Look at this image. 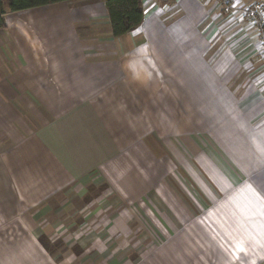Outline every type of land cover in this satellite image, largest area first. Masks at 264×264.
<instances>
[{
  "label": "crops",
  "instance_id": "1",
  "mask_svg": "<svg viewBox=\"0 0 264 264\" xmlns=\"http://www.w3.org/2000/svg\"><path fill=\"white\" fill-rule=\"evenodd\" d=\"M176 5L161 17V1L144 0L143 23L121 37L113 35L106 0L7 10L0 30V208L30 224L32 245L19 252L33 257L13 264H206L193 247L149 261L143 240L151 230L176 236L183 215L167 198L166 79L182 89V79L201 75L182 70L180 61L208 67L197 54L213 51L196 33L206 19L202 2L166 6ZM220 25L213 24L212 37ZM237 26L238 40L255 41L249 22ZM263 111L262 103L247 124ZM247 132L264 159V122ZM201 149L198 166L221 167ZM214 169L208 177L220 189Z\"/></svg>",
  "mask_w": 264,
  "mask_h": 264
},
{
  "label": "rangeland",
  "instance_id": "2",
  "mask_svg": "<svg viewBox=\"0 0 264 264\" xmlns=\"http://www.w3.org/2000/svg\"><path fill=\"white\" fill-rule=\"evenodd\" d=\"M160 1L161 17L171 16L179 7L167 8L171 0ZM200 2L206 7V19L196 33L213 51L199 52L197 58H207L208 67L198 60L197 67L190 69L180 61L182 70L201 76L182 79V89L168 79L165 83L167 96L172 98L165 105L166 124L162 126L166 167L171 170L166 190L167 198L175 200L183 213L177 221L181 227L176 236L163 237L151 230L143 239L146 256L157 261L163 251L172 256L175 248L193 247L199 263L264 264V163H260L264 159L258 157L262 148L252 139V132H247L264 122V111L253 117L250 125L246 122L264 105V42L251 14L264 6V0ZM241 19L250 23L255 41L237 39ZM213 24L221 25L218 35L212 37ZM228 32L229 39L225 36ZM244 42L249 45L246 50L252 52L243 51ZM226 72H230L229 78L223 76ZM201 147L215 156L231 180L215 164H196L203 157ZM213 167L221 177L220 189L208 177ZM12 218L0 208V264L33 260L19 252L32 245L30 224ZM183 254L177 255L185 258Z\"/></svg>",
  "mask_w": 264,
  "mask_h": 264
},
{
  "label": "trees",
  "instance_id": "3",
  "mask_svg": "<svg viewBox=\"0 0 264 264\" xmlns=\"http://www.w3.org/2000/svg\"><path fill=\"white\" fill-rule=\"evenodd\" d=\"M70 0H0V30L6 27L7 10L18 12ZM115 37H121L137 29L145 19L144 0H106Z\"/></svg>",
  "mask_w": 264,
  "mask_h": 264
},
{
  "label": "built area",
  "instance_id": "4",
  "mask_svg": "<svg viewBox=\"0 0 264 264\" xmlns=\"http://www.w3.org/2000/svg\"><path fill=\"white\" fill-rule=\"evenodd\" d=\"M254 11L251 12V14L258 21V29H259L260 41L264 42V6L263 7H261V6L258 7V11H256L255 14H254Z\"/></svg>",
  "mask_w": 264,
  "mask_h": 264
}]
</instances>
